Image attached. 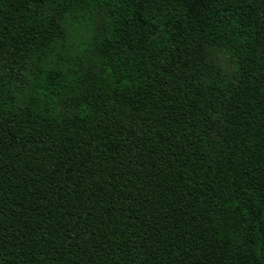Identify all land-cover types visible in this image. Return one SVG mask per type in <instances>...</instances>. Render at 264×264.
I'll use <instances>...</instances> for the list:
<instances>
[{"label":"trees","instance_id":"16d2710c","mask_svg":"<svg viewBox=\"0 0 264 264\" xmlns=\"http://www.w3.org/2000/svg\"><path fill=\"white\" fill-rule=\"evenodd\" d=\"M0 264H264V0H0Z\"/></svg>","mask_w":264,"mask_h":264}]
</instances>
